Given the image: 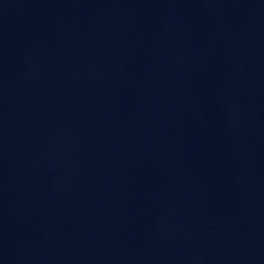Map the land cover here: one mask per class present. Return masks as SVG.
I'll return each mask as SVG.
<instances>
[{
  "label": "water",
  "instance_id": "water-1",
  "mask_svg": "<svg viewBox=\"0 0 264 264\" xmlns=\"http://www.w3.org/2000/svg\"><path fill=\"white\" fill-rule=\"evenodd\" d=\"M0 264H264V0H0Z\"/></svg>",
  "mask_w": 264,
  "mask_h": 264
}]
</instances>
